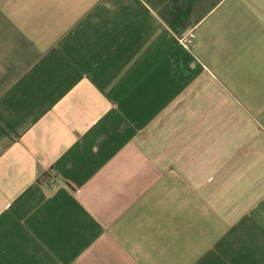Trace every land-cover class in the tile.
<instances>
[{
  "label": "crops",
  "instance_id": "crops-1",
  "mask_svg": "<svg viewBox=\"0 0 264 264\" xmlns=\"http://www.w3.org/2000/svg\"><path fill=\"white\" fill-rule=\"evenodd\" d=\"M0 264H264V0H0Z\"/></svg>",
  "mask_w": 264,
  "mask_h": 264
},
{
  "label": "built area",
  "instance_id": "built-area-1",
  "mask_svg": "<svg viewBox=\"0 0 264 264\" xmlns=\"http://www.w3.org/2000/svg\"><path fill=\"white\" fill-rule=\"evenodd\" d=\"M40 181L42 182V184H44L45 186H47L48 188H50L51 190H56L59 186V183L57 182V178L55 176V174H50V175H41L40 176ZM79 190L77 189V192Z\"/></svg>",
  "mask_w": 264,
  "mask_h": 264
}]
</instances>
